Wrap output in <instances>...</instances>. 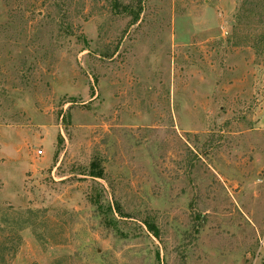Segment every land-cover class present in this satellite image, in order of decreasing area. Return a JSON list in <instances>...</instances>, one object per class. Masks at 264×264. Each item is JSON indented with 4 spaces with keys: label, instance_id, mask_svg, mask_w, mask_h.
I'll return each mask as SVG.
<instances>
[{
    "label": "rangeland",
    "instance_id": "obj_1",
    "mask_svg": "<svg viewBox=\"0 0 264 264\" xmlns=\"http://www.w3.org/2000/svg\"><path fill=\"white\" fill-rule=\"evenodd\" d=\"M0 264H264V0H0Z\"/></svg>",
    "mask_w": 264,
    "mask_h": 264
}]
</instances>
